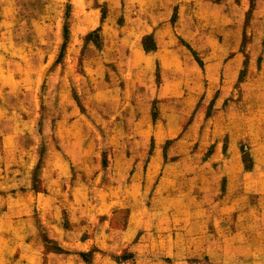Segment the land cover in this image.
Returning a JSON list of instances; mask_svg holds the SVG:
<instances>
[{"label":"rangeland","instance_id":"1","mask_svg":"<svg viewBox=\"0 0 264 264\" xmlns=\"http://www.w3.org/2000/svg\"><path fill=\"white\" fill-rule=\"evenodd\" d=\"M170 1L173 4L177 0ZM115 2L112 13L117 27L122 22L123 1ZM95 5L106 17L108 7L98 0H0V195L41 189L49 176L43 181L41 175L58 172L57 160L65 161L70 175L61 201L75 196L78 205L74 209L69 205L61 207L58 220L67 229L80 225L85 238L97 230L95 160L106 163L110 157L125 154L149 159L155 155V132L161 131L163 125L174 130L179 121L175 112L186 105L182 100L141 99L142 86L135 82L126 85L122 77L115 79L110 92L102 91L100 85V94L95 96V50L115 47L122 41L117 35L101 37L97 33ZM192 14L209 32L205 45L211 61H227L235 55L232 49L239 52L242 60L227 99L216 108L213 100L208 101L205 114L228 106L253 117L254 124L263 128L264 0H207L195 6ZM152 42L151 38L145 39L144 47L151 48ZM215 114L219 120V113ZM135 125L146 132H133ZM179 129L163 136L174 140L182 134ZM211 152L212 149L199 151L195 144L180 155L199 153L206 159ZM170 153L167 141L159 150L153 181L145 195L147 207L131 217L133 223L141 224L145 235L138 256L119 243L98 247L89 243L88 249L81 252L68 246L66 256L46 264H264V242H249L235 254L234 249L220 245L222 230L212 224L204 229L213 236V245L208 248L211 255L203 251L206 245L191 257H175L161 249L162 243L157 241L169 239L171 231L183 230L186 226L180 220L189 217L187 213L161 210L153 193L163 162L172 157ZM244 158L248 159V155ZM78 174L84 179L77 180ZM167 193L171 191L166 190L163 196ZM117 199L124 206L129 198ZM262 205L264 208L263 202ZM128 215L118 212L106 214L104 219L110 220L107 224L118 234ZM249 225L248 234L254 232L250 238L262 239L257 234L264 231V221ZM46 247L52 252L57 250L53 244Z\"/></svg>","mask_w":264,"mask_h":264},{"label":"crops","instance_id":"2","mask_svg":"<svg viewBox=\"0 0 264 264\" xmlns=\"http://www.w3.org/2000/svg\"><path fill=\"white\" fill-rule=\"evenodd\" d=\"M98 1L106 3L108 11L104 17L95 5V30L101 37L117 35L122 41L118 46L95 50V96L100 94V85L102 91L110 92L115 79L122 77L126 85L135 82L142 86L141 99L182 100L186 105L175 112L179 121L174 130L163 125L155 132V155L149 159L125 154L110 157L106 163L95 160L97 230L90 237L85 238L80 225L67 229L58 220L61 207L74 209L78 205L75 196L61 201L70 175L69 165L63 160H57L58 172L47 174L43 169L41 179L49 176L41 189L0 195V264H46L66 256L68 246L81 252L88 249L89 243L97 247L119 243L138 256L145 235L141 224L133 223L131 217L147 207L145 195L153 181L159 150L167 141L172 157L163 162L153 193L161 210L187 213L189 217L180 220L187 228L171 231L169 239L156 240L162 243L161 249L175 257H191L206 245L203 251L211 255L208 248L213 245V236L204 230L211 224L222 230L220 245L234 249L235 254L249 242H264V231L257 234L262 239H257L250 238L254 232L248 234L246 230L249 223L264 221V127L228 106L205 114L208 101L213 100L216 108L227 99L242 67L235 49L231 50L235 55L227 61L207 57L209 32L192 14L195 6L207 0H177L173 4L170 0H122V22L117 27L112 13L116 0ZM147 38L153 41L148 49L143 43ZM215 113H219V120ZM177 129L182 134L176 139L163 136L169 131L177 133ZM134 131L146 132L138 125ZM195 144L199 151L212 149L211 155L206 159L199 153L180 155ZM77 176V180L85 177ZM166 190L171 193L163 196ZM117 197L129 199L121 206ZM118 212L129 215L117 234L104 215ZM47 244L56 245L57 250H48Z\"/></svg>","mask_w":264,"mask_h":264},{"label":"trees","instance_id":"3","mask_svg":"<svg viewBox=\"0 0 264 264\" xmlns=\"http://www.w3.org/2000/svg\"><path fill=\"white\" fill-rule=\"evenodd\" d=\"M146 49H148V48H146ZM186 264H199V262L198 261H188V262H186Z\"/></svg>","mask_w":264,"mask_h":264}]
</instances>
